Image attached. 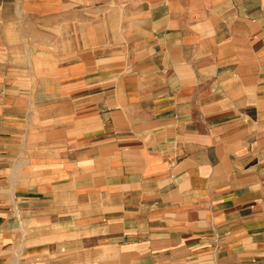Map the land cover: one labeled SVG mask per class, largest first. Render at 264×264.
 <instances>
[{
	"label": "crops",
	"instance_id": "crops-1",
	"mask_svg": "<svg viewBox=\"0 0 264 264\" xmlns=\"http://www.w3.org/2000/svg\"><path fill=\"white\" fill-rule=\"evenodd\" d=\"M0 264H264V0H0Z\"/></svg>",
	"mask_w": 264,
	"mask_h": 264
}]
</instances>
